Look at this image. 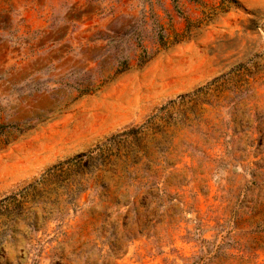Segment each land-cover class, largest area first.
I'll list each match as a JSON object with an SVG mask.
<instances>
[{
    "label": "rangeland",
    "instance_id": "1",
    "mask_svg": "<svg viewBox=\"0 0 264 264\" xmlns=\"http://www.w3.org/2000/svg\"><path fill=\"white\" fill-rule=\"evenodd\" d=\"M0 264H264V0H0Z\"/></svg>",
    "mask_w": 264,
    "mask_h": 264
},
{
    "label": "trees",
    "instance_id": "2",
    "mask_svg": "<svg viewBox=\"0 0 264 264\" xmlns=\"http://www.w3.org/2000/svg\"><path fill=\"white\" fill-rule=\"evenodd\" d=\"M140 152V151H139ZM137 152L132 151L130 158V163L126 164V166L124 167V170L127 171L128 168L130 167H134L138 165V161H136L134 159V155H136ZM123 165V161H119L117 160V155L115 157L114 160H111L109 163H105L103 162L102 164L99 165L100 169H104V167L106 166H110L111 169H114L116 171L117 167H121ZM140 169V168H139ZM149 169V167H148ZM136 171V169H135ZM146 176L142 177V179H139V177L137 175H131L130 179L132 180L133 183H131L134 187L137 188V193L138 191H140V189L143 187L145 188V191L142 192L141 194L143 195V201L139 202V206H137V208H131V205H136V199L138 198L139 195H133L130 197H128L129 199H127L126 201H122L120 195L116 194L115 200L114 202V206H115V212H111L110 215L107 216V218L109 219L111 214H116L117 217L119 218H115L113 219V221H111L110 223V230L111 236H114L116 239H123V238H127V239H131L134 238L136 236V233H131L129 232L128 234L125 233L126 235H119L118 233L114 232V230L116 229V227L119 225L120 223V217H122L123 215H125V219L127 220L125 227H128L129 225V220H130V213L133 211H136L137 209V214L138 213V209L143 207L144 208V212L142 214V217L144 218V226H153L155 221V223L158 222V219L161 215L162 212L161 210L164 209L165 207V200L164 199H170L173 200L172 197L168 194L167 188L166 187H160L157 183V181H150V177L149 178H145ZM136 182H138V184H136ZM102 188L108 189V185H103L101 186ZM118 188V187H117ZM129 196V195H128ZM171 197V198H170ZM174 205H180L179 203H174ZM118 208V209H116ZM122 208H126L127 211L126 212H122ZM124 213V214H123ZM152 224V225H151ZM37 230V229H34ZM141 232V231H140ZM41 252V251H40Z\"/></svg>",
    "mask_w": 264,
    "mask_h": 264
}]
</instances>
